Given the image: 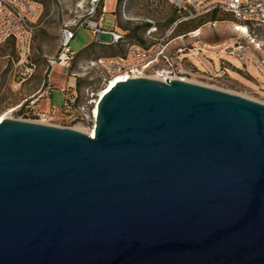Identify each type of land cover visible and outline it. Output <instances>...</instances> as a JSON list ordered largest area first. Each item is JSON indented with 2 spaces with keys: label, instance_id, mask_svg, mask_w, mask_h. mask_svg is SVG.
I'll list each match as a JSON object with an SVG mask.
<instances>
[{
  "label": "water",
  "instance_id": "water-1",
  "mask_svg": "<svg viewBox=\"0 0 264 264\" xmlns=\"http://www.w3.org/2000/svg\"><path fill=\"white\" fill-rule=\"evenodd\" d=\"M0 264H264V104L137 77L94 137L4 118Z\"/></svg>",
  "mask_w": 264,
  "mask_h": 264
},
{
  "label": "rangeland",
  "instance_id": "rangeland-1",
  "mask_svg": "<svg viewBox=\"0 0 264 264\" xmlns=\"http://www.w3.org/2000/svg\"><path fill=\"white\" fill-rule=\"evenodd\" d=\"M37 1L44 6L46 21L35 31L30 54L21 57L11 41L0 45V115L40 123L45 120L50 125L71 126L74 129L85 127L72 122L63 110L64 89L74 79L71 70L83 73V78L78 79V88L87 92L86 87L91 86L88 95L99 93L107 82L102 69L92 65V61L122 54L132 44L145 46L144 29L140 28L145 20H154L159 33H164L177 17L174 7L167 0H128L126 5L125 0H100V6H106L103 12L102 8H98L96 14L101 27L119 30L125 34V40L119 45H101L92 28L80 26L70 42L76 52L71 65L57 63L45 73L48 57L59 50L64 22H73L79 13H87L91 0ZM211 19H218L215 27L207 24ZM235 23L232 16L218 13L213 18L211 14H205L177 26L173 34L176 36L202 26L199 37L188 36L174 42L185 43L189 47L184 56L188 72L183 77L187 81L264 104V44L258 42L261 37L253 41L252 36L236 31ZM101 41L109 42L111 36L102 34ZM205 45L215 48L198 50L199 47L204 49ZM237 63H240L244 73L236 69Z\"/></svg>",
  "mask_w": 264,
  "mask_h": 264
},
{
  "label": "built area",
  "instance_id": "built-area-1",
  "mask_svg": "<svg viewBox=\"0 0 264 264\" xmlns=\"http://www.w3.org/2000/svg\"><path fill=\"white\" fill-rule=\"evenodd\" d=\"M53 3L59 0H52ZM128 0H125V5ZM175 9L177 17L164 31L159 33L157 23L147 19L151 25L144 31L146 45H129L122 54L99 57L91 64L98 66L104 73V80L108 82L116 75L129 78L148 77L167 82V80L181 79L188 72L184 61L189 47L185 43L174 44L178 39L188 36L199 37L201 27L186 34L174 36L175 29L183 22L205 14L228 13L233 16L234 26L238 32L252 36L255 41L264 44V0H167ZM59 6V4H58ZM62 6V4H61ZM98 8L102 12L106 6H100V0H91L87 13H79L74 21H65L60 32V46L57 54L48 57L45 73L57 63L70 66L76 56L70 42L75 36V30L80 26H88L94 30L97 41L102 45H110L124 40V34L119 30H106L101 27L100 19L96 17ZM44 6L37 0H0V45L11 41L21 57L30 54L35 31L46 21ZM62 15L64 13L62 12ZM126 16V11H124ZM218 20L209 21L215 27ZM102 34H109L111 41H101ZM260 47V44H257ZM173 48V49H172ZM173 50V51H172ZM74 81L64 89L65 99L63 108L74 123L82 124L87 132L94 137L97 112L95 108L100 92L86 91L78 88L77 81L83 78V73L71 70ZM23 103L19 106L21 107ZM42 116H45L44 114ZM43 123L48 124L45 120ZM70 127L71 126H66ZM74 129V128H73Z\"/></svg>",
  "mask_w": 264,
  "mask_h": 264
},
{
  "label": "bare ground",
  "instance_id": "bare-ground-1",
  "mask_svg": "<svg viewBox=\"0 0 264 264\" xmlns=\"http://www.w3.org/2000/svg\"><path fill=\"white\" fill-rule=\"evenodd\" d=\"M238 29H239V27H238ZM238 29L235 27V30L236 31H238ZM213 48H215V47H213V46H210V45H205L204 46V49H203V47H199L198 48V50L199 51H205L206 49L208 50V49H213ZM199 51H197V52H199ZM127 79H130L129 78V76H125V75H116V76H114V77H112L107 83H106V86L101 90V92H100V94H99V96H100V98L103 96V94L105 93V92H107L114 84H116V82H119V81H125V80H127ZM182 79H186V78H182ZM73 81V80H72ZM187 81V80H186ZM99 98V99H100ZM98 102H99V100H97V105H96V108H95V112H97L98 113ZM17 108V107H16ZM15 108V109H16ZM4 118H11V116H9V115H7V114H2V115H0V121H2ZM76 129H78V130H80V131H87L86 130V128H77L76 127Z\"/></svg>",
  "mask_w": 264,
  "mask_h": 264
},
{
  "label": "trees",
  "instance_id": "trees-1",
  "mask_svg": "<svg viewBox=\"0 0 264 264\" xmlns=\"http://www.w3.org/2000/svg\"><path fill=\"white\" fill-rule=\"evenodd\" d=\"M216 14H218V13H213L212 15H211V17L213 18ZM223 14H225V15H230V16H232L231 14H228V13H223ZM233 17V16H232ZM214 20H218V19H211V21H214ZM151 25V23H149V22H145L140 28H143L144 29V31L149 27ZM124 34V33H123ZM174 36H176V35H174ZM124 37H125V34H124ZM124 40H125V38H124ZM124 40H122V41H119V42H117V43H112V44H110V45H105V46H114V45H119L121 42H123ZM102 45V44H101ZM77 83H78V81H77ZM63 110L66 112V110L63 108Z\"/></svg>",
  "mask_w": 264,
  "mask_h": 264
},
{
  "label": "crops",
  "instance_id": "crops-1",
  "mask_svg": "<svg viewBox=\"0 0 264 264\" xmlns=\"http://www.w3.org/2000/svg\"><path fill=\"white\" fill-rule=\"evenodd\" d=\"M240 63H237V65H235L236 66V69H238L239 70V72H243V71H241L242 69V67H240L241 65H239ZM244 73V72H243ZM74 81V80H73ZM72 81V82H73Z\"/></svg>",
  "mask_w": 264,
  "mask_h": 264
}]
</instances>
